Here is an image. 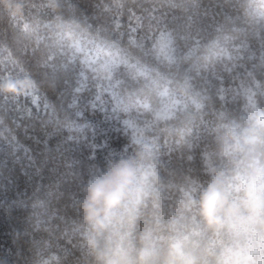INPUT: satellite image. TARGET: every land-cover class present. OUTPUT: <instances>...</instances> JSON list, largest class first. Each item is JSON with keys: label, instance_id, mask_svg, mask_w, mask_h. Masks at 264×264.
Masks as SVG:
<instances>
[{"label": "trees", "instance_id": "1", "mask_svg": "<svg viewBox=\"0 0 264 264\" xmlns=\"http://www.w3.org/2000/svg\"><path fill=\"white\" fill-rule=\"evenodd\" d=\"M253 106L264 0H0V264L53 249L93 264L78 213L92 171L147 149L171 213Z\"/></svg>", "mask_w": 264, "mask_h": 264}, {"label": "clouds", "instance_id": "2", "mask_svg": "<svg viewBox=\"0 0 264 264\" xmlns=\"http://www.w3.org/2000/svg\"><path fill=\"white\" fill-rule=\"evenodd\" d=\"M199 189L165 213L147 149L114 157L81 186L78 213L93 264H264V108L223 127ZM53 249L37 264H67Z\"/></svg>", "mask_w": 264, "mask_h": 264}, {"label": "rangeland", "instance_id": "3", "mask_svg": "<svg viewBox=\"0 0 264 264\" xmlns=\"http://www.w3.org/2000/svg\"><path fill=\"white\" fill-rule=\"evenodd\" d=\"M179 102L180 101L177 99V100L171 101L170 103H166L165 106H164L163 111H159L157 113L158 116L159 117H167V116H170L173 113V110L175 108H177Z\"/></svg>", "mask_w": 264, "mask_h": 264}]
</instances>
